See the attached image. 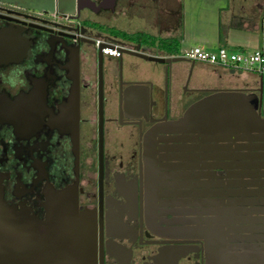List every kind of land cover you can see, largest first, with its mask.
<instances>
[{
  "label": "flooded vegetation",
  "instance_id": "af4514ba",
  "mask_svg": "<svg viewBox=\"0 0 264 264\" xmlns=\"http://www.w3.org/2000/svg\"><path fill=\"white\" fill-rule=\"evenodd\" d=\"M149 1L157 11H135ZM164 1L0 0V30L15 36V55L0 58L4 199L45 219L57 191L75 190L95 222L96 264H208L203 231L218 221L228 238L264 235V140L168 125L217 91L256 93L264 117V76L239 86L232 69L184 56ZM241 5L264 25V0ZM13 69L24 85L4 82Z\"/></svg>",
  "mask_w": 264,
  "mask_h": 264
},
{
  "label": "water",
  "instance_id": "95a60500",
  "mask_svg": "<svg viewBox=\"0 0 264 264\" xmlns=\"http://www.w3.org/2000/svg\"><path fill=\"white\" fill-rule=\"evenodd\" d=\"M14 39L10 31L0 30L1 59L15 55ZM259 102L253 92L217 91L193 103L168 125L174 132L206 140H264ZM220 224L203 231L208 264H264V235L228 238ZM95 240V222L88 211L80 210L75 190L57 191L47 205L46 218L40 219L8 204L0 180V264H96Z\"/></svg>",
  "mask_w": 264,
  "mask_h": 264
},
{
  "label": "rangeland",
  "instance_id": "374dc122",
  "mask_svg": "<svg viewBox=\"0 0 264 264\" xmlns=\"http://www.w3.org/2000/svg\"><path fill=\"white\" fill-rule=\"evenodd\" d=\"M19 1L28 3L34 0H19ZM180 3H182L184 7L183 9L181 8V14H183L185 26H187V32L192 34L195 33L198 35V36L192 35L191 38L193 40H196L197 37L205 36V37H209V39L212 38L215 41V43L220 42L219 40L222 41V44L218 45L217 47L214 48L205 47V49L210 51H217L220 47H224L229 51H239L241 53H247L249 51H254L257 49L264 50V40L261 39V37L264 39V25H262L261 29L256 32L248 31L246 29L238 28V27L234 28L230 26V22L228 18H226V13H224L222 20L219 19L217 13H215L216 12L215 5L218 3L217 2L215 3L214 0H193L192 2L189 1L188 4H186L184 1ZM178 4H179V0H172V1L166 0V2L164 1L163 8L164 7L169 8L170 6L171 7L175 6L174 10H177L179 13L180 9H178L179 7H177ZM137 7L138 8L135 9L136 12L139 11L155 12L159 8V4L157 1L155 2L149 1L146 3V5L139 4ZM186 14L187 17L185 16ZM135 23L137 25L140 24V22H138L137 20L135 21ZM180 26H182L181 22H180ZM228 31H231V34L228 41L226 42L223 39L225 38L224 34L227 33ZM176 33L181 39L182 37L180 35L181 32H176ZM191 41L192 40L184 39L183 49L180 51L181 53H185L192 48L190 45H192L191 43H193L194 41L193 42ZM238 43H241V45ZM234 45L236 47H234ZM238 46H242L245 48H240ZM199 64L202 66L203 65L208 66L209 72L220 73L223 70V67H219L213 64H209L205 62H199ZM232 73L234 74V76L236 75L239 76V78L235 79L236 82L234 83L235 85H239V86L246 85L247 83L248 85H252L255 79L257 78V74L249 70H242V71L232 70ZM153 79H155L156 82H161V78H153ZM245 87L248 86L246 85Z\"/></svg>",
  "mask_w": 264,
  "mask_h": 264
},
{
  "label": "crops",
  "instance_id": "0c3cea01",
  "mask_svg": "<svg viewBox=\"0 0 264 264\" xmlns=\"http://www.w3.org/2000/svg\"><path fill=\"white\" fill-rule=\"evenodd\" d=\"M167 1H170V0H167ZM183 1L186 4H188L189 1L192 2L193 0H179V4L177 5V7H179L178 9H180V12L178 13L177 10H174L175 6L174 7L170 6L166 10L167 11L165 13L166 17L164 16L165 24H166V26L170 27V30L172 29L171 26H173V24L177 20H179V23L180 22L182 23V26H179L178 29L171 30V32H170L171 34H173L174 31L175 32H181L180 35L182 36L181 37L182 40L179 38V41H180V43H179V51H181L183 49V45H184L183 41H184V39L185 40H192L191 42L194 41L193 43H191L192 44V45H190L191 47L201 46L203 48H205V47L214 48V47H217L218 45L222 44L221 40H219L220 42H218V43L216 42L215 43V41L212 38L209 39V37H205V36H202V35H201L202 37H197L196 40H193L191 38L192 35H196V36H198V35L195 34V33L192 34V33H188L187 32V26H185V21H184V18H183V14H181V8L183 9L184 7H183L182 3H180V2H183ZM221 1H222L223 4L221 3ZM241 1L242 0H214L215 3L216 2L218 3V4L215 5L216 6V8H215L216 12L215 13H217V16L219 17L220 20H222V18L224 16V13H226V18H228V20L230 22V26H232L234 28H236V27L243 28V29H246V30L252 31V32L259 31L261 29V26H262L261 17L257 16L254 19H250V18H247L246 16H244L242 13H240L239 9L242 7V5H241L242 2ZM185 16L187 17V14ZM230 34H231V31H228L227 33H225L224 34L225 38L223 40L227 42L229 37H230ZM238 44L241 45V43H238ZM234 47H236V46L234 45ZM238 47L245 48V47H242V46H238Z\"/></svg>",
  "mask_w": 264,
  "mask_h": 264
},
{
  "label": "built area",
  "instance_id": "2783aa9c",
  "mask_svg": "<svg viewBox=\"0 0 264 264\" xmlns=\"http://www.w3.org/2000/svg\"><path fill=\"white\" fill-rule=\"evenodd\" d=\"M103 51L107 55L116 54V50L111 47H105ZM183 55L199 62L232 70H249L264 76V50L261 49L241 53L239 51H229L224 47H220L217 51H210L201 46H194Z\"/></svg>",
  "mask_w": 264,
  "mask_h": 264
},
{
  "label": "clouds",
  "instance_id": "9594fccd",
  "mask_svg": "<svg viewBox=\"0 0 264 264\" xmlns=\"http://www.w3.org/2000/svg\"><path fill=\"white\" fill-rule=\"evenodd\" d=\"M23 70H11L8 74L3 76L4 82L12 88L17 86H22L25 84V81L22 79Z\"/></svg>",
  "mask_w": 264,
  "mask_h": 264
},
{
  "label": "trees",
  "instance_id": "16d2710c",
  "mask_svg": "<svg viewBox=\"0 0 264 264\" xmlns=\"http://www.w3.org/2000/svg\"><path fill=\"white\" fill-rule=\"evenodd\" d=\"M172 44H173V41H172ZM174 44H176V46ZM174 44L173 45H174L175 49L178 50L179 49V41L177 40L176 43H174Z\"/></svg>",
  "mask_w": 264,
  "mask_h": 264
}]
</instances>
